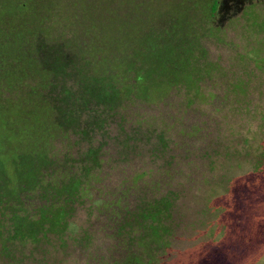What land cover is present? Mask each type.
Returning a JSON list of instances; mask_svg holds the SVG:
<instances>
[{
  "label": "rangeland",
  "instance_id": "374dc122",
  "mask_svg": "<svg viewBox=\"0 0 264 264\" xmlns=\"http://www.w3.org/2000/svg\"><path fill=\"white\" fill-rule=\"evenodd\" d=\"M200 1L37 0L41 5L32 11L38 30L30 45L46 50L44 63L55 73L48 81L57 90L64 87L78 95L92 76L103 79L113 71L108 67L103 73L92 65L97 58L111 66L120 55L118 45L137 37L133 20H127L139 19V36L157 34L172 25L175 12L182 15L181 23L188 22L184 36L177 37H198L212 63L200 87L219 97L235 83L241 90L227 100L195 98L187 105L175 90L164 100L123 95L114 110L103 114L100 126L91 123L96 113L83 108L66 133L55 137L52 152L62 158L63 153L76 156L98 147L100 178L92 180L85 198L71 205L64 232L48 233L38 245L23 248L22 255L16 253L17 264H95L94 258L107 255L110 245L100 229L104 215L96 210L97 200L110 194L100 191H128L127 200L134 202L152 190L168 193L172 202L174 237L160 264H264V65L241 62L234 50L235 45L258 48L264 34L250 29L246 16L233 10L220 16L210 34L206 22L211 23L196 4ZM4 14L0 29L18 26V14L9 20ZM260 55L264 57L263 49ZM37 79L30 75L24 84L32 86ZM39 93L51 94L44 89ZM192 126L196 130L190 133ZM159 133L165 141L161 144L156 143ZM78 162L70 164L82 165ZM4 172L10 177L9 168Z\"/></svg>",
  "mask_w": 264,
  "mask_h": 264
},
{
  "label": "trees",
  "instance_id": "16d2710c",
  "mask_svg": "<svg viewBox=\"0 0 264 264\" xmlns=\"http://www.w3.org/2000/svg\"><path fill=\"white\" fill-rule=\"evenodd\" d=\"M0 4V9L10 7L9 12L0 10V15L7 13L9 20L11 15L18 14L19 20L18 26L0 29V88L3 89H0V264H17L16 253L22 255L23 248L38 245L48 233L64 232L71 205L85 198L92 180L100 178L98 166L102 159L98 147L76 156L63 153L62 158L52 152L55 137L66 133L83 108L96 113L91 123L100 126L103 114L114 110L123 95L139 101L164 100L167 92L175 90L181 91V99L187 105L195 98L210 103L216 98L227 100L230 93L236 96L241 89L235 83L224 88L219 97L218 93L200 87L204 77L209 76L212 63L198 37H183L188 22L181 23L182 15L175 12L171 14L172 25L157 34L139 36V19L127 20H133L137 37L128 45H118L121 50L115 51L120 55L111 66H104L97 58L93 62L94 70L104 73L108 67L113 69L106 79L92 76L91 83L80 86L78 95L64 87L57 90L48 81L55 73L44 63L46 50L32 47L29 40L36 34L39 23L32 10L41 4L37 0H12L9 4L2 0ZM196 4L203 18L211 23L206 22L210 34L211 26L231 10L242 12L249 28L264 34L262 0H201ZM257 5L260 7L254 10ZM259 45L251 50L235 45L234 50L241 62L262 66L264 57L260 50H264V40ZM87 51L90 55L96 53L93 49ZM30 75L38 78L32 86L24 84ZM18 89L20 93L16 95ZM38 89L51 94L41 95ZM193 128L196 130L192 126L190 133L194 132ZM161 135H156L158 144L165 142ZM77 161L82 165L70 164ZM5 167L9 168L10 177L5 174ZM100 194H110L108 198L98 199L96 205L97 213L104 215L100 229L107 232L110 245L107 255L96 256L94 263L160 264L174 237L169 226L172 221L169 194L157 195L152 190L148 195H137L134 202L127 200L131 196L128 191H100Z\"/></svg>",
  "mask_w": 264,
  "mask_h": 264
}]
</instances>
